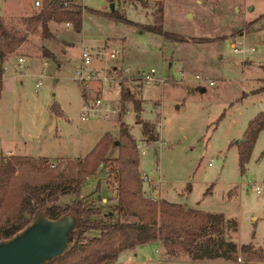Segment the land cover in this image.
Returning <instances> with one entry per match:
<instances>
[{
  "label": "rangeland",
  "instance_id": "374dc122",
  "mask_svg": "<svg viewBox=\"0 0 264 264\" xmlns=\"http://www.w3.org/2000/svg\"><path fill=\"white\" fill-rule=\"evenodd\" d=\"M36 1L0 0V17L7 15L3 18L7 25L22 28L23 20L41 9L42 3L37 7ZM83 1H77L88 9L81 32L68 29L66 23H51L56 24L54 38L31 36L10 64H5L9 66L4 76L9 81H3L0 99V157H8L5 151L14 149L36 161L50 159L52 165L84 159L104 135L120 139V124L130 129L137 143L145 140L142 127L136 124L133 105L123 103L118 95L115 99L121 120H80L82 88L74 74L81 51L83 47L97 50L108 39H116L125 44L124 58L116 64L133 74L154 68L157 77L166 81L160 87L140 82L128 85L143 103L141 118L153 130L159 122L157 107L163 106L161 140L152 142L145 155L140 154L141 173L151 179L162 176L165 183L159 190L162 187L166 201L223 214L237 227V231H228L227 239L264 251V130L244 174L239 166L240 143H236L243 140L250 121L264 112V6L258 4L264 0L115 1V9L120 7L130 21L141 25L153 24L164 6V30L185 39L177 44L97 14L111 12L109 0ZM46 47L57 54L59 63L44 57L42 49ZM235 48H245L247 53L237 54ZM20 57L27 59L23 70L18 68ZM44 62L48 63L46 69L42 67ZM42 73L45 77L37 92ZM108 157L116 159L118 150H111ZM61 159L66 161H58ZM113 166L101 167L87 178L80 196L69 194L57 203L67 209L75 224L79 220L76 203L80 201L95 212L92 223L111 225L118 221V184ZM256 184L261 187L260 193L254 189ZM41 215L35 217H39L37 224ZM70 236L68 231L66 238ZM86 236L97 238L100 232L90 231ZM215 263H194L186 255L171 257L161 243H156L126 251L113 264Z\"/></svg>",
  "mask_w": 264,
  "mask_h": 264
},
{
  "label": "trees",
  "instance_id": "16d2710c",
  "mask_svg": "<svg viewBox=\"0 0 264 264\" xmlns=\"http://www.w3.org/2000/svg\"><path fill=\"white\" fill-rule=\"evenodd\" d=\"M116 0H109L110 3ZM70 2L71 5H65ZM76 0H42V7L22 22V28L7 25L0 18V95L3 92L4 65L30 37L54 38L51 23H71L76 32L83 28V16L87 8L74 4ZM159 17L153 24L141 25L130 21L120 7L113 12L102 14L112 21L124 23L177 44L185 39L164 30L165 9L158 10ZM195 40V39H194ZM200 42V40H195ZM46 59L59 63L57 57L42 49ZM264 92V89H261ZM87 91H83L85 95ZM123 103L133 105L136 124L142 127L146 140L154 141L152 126L141 118L143 103L131 90H123ZM264 130V112L259 113L250 123L238 145L239 166L244 174L260 133ZM119 143L118 145L116 143ZM137 141L130 129L120 124V139L114 140L106 134L84 159L67 160L56 168L50 159L36 161L30 157H0V241L7 240L29 225L40 213L45 212L52 220L68 215L67 209L57 206L61 197L73 194L80 196L87 178L94 176L101 167H112L117 173L116 214L118 221L111 225L92 223L95 212L85 202L76 203L79 218L77 242L65 256L49 264H113L126 251L139 246L161 243L171 257L182 255L196 262L218 261L240 264H264V251L253 245L239 246L227 239L229 230L237 231L223 214H211L165 200L153 201L143 196L140 152ZM111 150H118V157H108ZM211 192V188L207 194ZM232 224V225H231ZM90 231L100 236L90 239Z\"/></svg>",
  "mask_w": 264,
  "mask_h": 264
},
{
  "label": "built area",
  "instance_id": "2783aa9c",
  "mask_svg": "<svg viewBox=\"0 0 264 264\" xmlns=\"http://www.w3.org/2000/svg\"><path fill=\"white\" fill-rule=\"evenodd\" d=\"M78 1V0H77ZM74 2V4H78ZM83 1V0H82ZM84 2V1H83ZM41 1H36V6H40ZM65 5H71L70 2H66ZM65 26L68 29H73L71 23H66ZM235 53L246 54L245 48H235ZM253 51V50H252ZM123 47L121 45H103L101 50L89 49L83 47L80 55V64L75 70L74 80L81 86L83 94L82 104L80 108V120L82 123L88 122H111L117 119L121 113L120 106L118 105L117 97L121 100L123 90H130L129 84L142 83L146 85L156 84L157 86H164L166 81L157 77V70L154 68L149 72H138L133 74L132 71L125 67H120L116 62L123 58ZM96 60H100V69L95 68L94 63ZM115 62V63H114ZM27 63V59L20 57L18 59V68L23 70ZM48 66L47 62L42 64L43 69ZM26 76V74H21ZM45 77L44 73L39 76V80L36 84V91L38 92L42 86V80ZM17 79V78H16ZM197 81H202L201 77H196ZM213 85V83H210ZM98 89L96 95L89 96L88 91ZM157 112L159 115V122L154 126V141L143 140L138 143L137 148L140 154L145 155L146 151L150 148L152 142H160V135L163 131V106L158 105ZM8 156V155H7ZM211 166V164H210ZM52 168H56L57 165H51ZM142 181L144 185L151 184L152 180L149 176L142 174ZM158 184L162 183V178L157 181ZM254 189L260 193L261 187L255 185ZM143 196L146 199L157 201L156 197H150L146 190H143Z\"/></svg>",
  "mask_w": 264,
  "mask_h": 264
},
{
  "label": "water",
  "instance_id": "95a60500",
  "mask_svg": "<svg viewBox=\"0 0 264 264\" xmlns=\"http://www.w3.org/2000/svg\"><path fill=\"white\" fill-rule=\"evenodd\" d=\"M110 9L111 12L115 10L114 2ZM201 92L205 93L206 89ZM39 214H42L40 224L36 222L37 217L10 239L0 241V264H49L74 248L79 220L75 224L70 213L58 220L49 219L45 212ZM68 231L71 234L69 240L66 238Z\"/></svg>",
  "mask_w": 264,
  "mask_h": 264
},
{
  "label": "crops",
  "instance_id": "0c3cea01",
  "mask_svg": "<svg viewBox=\"0 0 264 264\" xmlns=\"http://www.w3.org/2000/svg\"><path fill=\"white\" fill-rule=\"evenodd\" d=\"M259 5H261V6H264V3L263 2H261V3H258ZM4 17H7V15H5ZM4 17H0L1 19H3ZM263 17V16H262ZM56 24H51L50 25V28H51V30H52V33L54 34V31H53V27L55 26ZM105 44H107V45H113V44H115V45H121L122 47H124V42H121V43H118V40H116V39H108L106 42H104L100 47H98L97 48V50H101V48H102V46L103 45H105ZM123 44V45H122ZM47 48V47H46ZM47 50L48 51H50L51 53H53L56 57H57V54L55 53V52H53V51H51V50H49L48 48H47ZM124 58V57H123ZM126 60H128V59H126ZM10 62H11V60L8 62L9 64H10ZM9 65H7V66H5L4 65V68H5V70H7L6 69V67H8ZM94 66H95V68H97V69H100V67H101V62H100V60H96L95 61V63H94ZM6 75V74H5ZM3 81H4V83L5 84H7L8 83V81H9V78L8 77H5L4 76V78H3ZM263 82H264V80H263ZM3 83V84H4ZM22 84V83H21ZM203 89V88H202ZM201 89V90H202ZM206 89V88H205ZM262 89H264V86H263V88ZM98 93V89H97V91L96 90H93V91H88V95L89 96H92V94L93 95H96ZM206 93V92H205ZM2 95V94H1ZM1 95H0V99H1ZM82 99H83V92H82ZM82 102V101H81ZM121 116H122V113H120V115H119V117L116 119V120H121ZM116 120H113V122H115ZM243 137V136H242ZM101 140V139H100ZM99 140V141H100ZM98 141V142H99ZM97 142V143H98ZM97 145V144H96ZM17 147H18V145H17ZM5 155H8V157H12V156H26V157H30V156H28V155H26V154H20V152L19 153H17L14 149H9V150H6L5 151ZM58 161H66L65 159H61V160H58ZM146 175V174H145ZM148 176V175H147ZM93 177V176H92ZM160 177L162 178V176L160 175L157 179H151V177H149L151 180H152V183L151 184H147V185H145V190L147 191V193H148V195L150 196V197H156L157 198V201H160V200H165L163 197H162V192H161V188H160V190H159V187L160 186H162V184H164L165 183V181L162 179V183L161 184H158V180L160 179ZM146 186H148L147 188H146ZM212 189V188H211ZM211 193V192H210ZM209 193V194H210ZM106 200L105 199H103L102 200V202H105ZM166 201V200H165ZM228 220V219H227ZM250 245V244H249ZM251 245H253V244H251ZM254 246V245H253ZM215 264H217V263H215Z\"/></svg>",
  "mask_w": 264,
  "mask_h": 264
}]
</instances>
